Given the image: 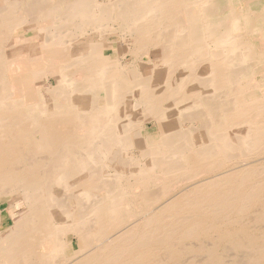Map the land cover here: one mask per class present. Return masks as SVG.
Here are the masks:
<instances>
[{
	"label": "bare ground",
	"instance_id": "bare-ground-1",
	"mask_svg": "<svg viewBox=\"0 0 264 264\" xmlns=\"http://www.w3.org/2000/svg\"><path fill=\"white\" fill-rule=\"evenodd\" d=\"M3 198L0 264H264V0H0Z\"/></svg>",
	"mask_w": 264,
	"mask_h": 264
},
{
	"label": "rangeland",
	"instance_id": "rangeland-1",
	"mask_svg": "<svg viewBox=\"0 0 264 264\" xmlns=\"http://www.w3.org/2000/svg\"><path fill=\"white\" fill-rule=\"evenodd\" d=\"M6 206H7V198H3L0 203V218H2L0 222V230L5 229L11 223L8 212L6 211Z\"/></svg>",
	"mask_w": 264,
	"mask_h": 264
}]
</instances>
